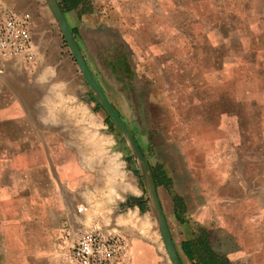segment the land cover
Wrapping results in <instances>:
<instances>
[{"label":"rangeland","instance_id":"rangeland-1","mask_svg":"<svg viewBox=\"0 0 264 264\" xmlns=\"http://www.w3.org/2000/svg\"><path fill=\"white\" fill-rule=\"evenodd\" d=\"M58 4L90 73L141 152L180 263L240 264L235 237L221 226L262 221L264 65L225 71L220 85L152 87L117 48L109 51L112 61L107 45L89 37L91 24L79 20L81 34L71 29ZM52 21L39 48L33 44L31 62L10 57L5 63L21 66L13 79L23 80L32 100L0 119V264H14L10 258L22 249L43 255L44 264H67L64 223L120 232L130 246L136 240L137 255L171 264L142 162L85 80L53 13ZM189 75L190 82L207 79L194 69ZM204 112L219 126L203 128Z\"/></svg>","mask_w":264,"mask_h":264},{"label":"crops","instance_id":"crops-1","mask_svg":"<svg viewBox=\"0 0 264 264\" xmlns=\"http://www.w3.org/2000/svg\"><path fill=\"white\" fill-rule=\"evenodd\" d=\"M7 12L28 18L36 48L38 38L42 40V33L54 25L46 0H0V17ZM66 18L78 34L82 32L79 20L91 24L89 37L100 41L102 48L107 45L112 61L116 56L109 51L117 48L118 54L131 58L140 80L152 87L187 88L215 85L214 81L220 85L225 71L264 65V0H82L66 11ZM5 67L6 73L0 75V119L14 116L16 104L32 100L23 80L13 79V71L21 66L7 63ZM192 69L207 76L202 78L206 82L198 83L199 78L190 82ZM206 114L203 128L215 129ZM260 218L261 223L253 226H221L235 237L237 263L264 264V212ZM130 248L129 264L158 263L153 256L136 254V240H131ZM10 259L14 264H44L45 260L28 249Z\"/></svg>","mask_w":264,"mask_h":264},{"label":"built area","instance_id":"built-area-1","mask_svg":"<svg viewBox=\"0 0 264 264\" xmlns=\"http://www.w3.org/2000/svg\"><path fill=\"white\" fill-rule=\"evenodd\" d=\"M10 57L34 59L29 20L25 15L7 12L0 17V75ZM63 260L67 264H129V239L120 232L100 227L73 229L62 224Z\"/></svg>","mask_w":264,"mask_h":264},{"label":"water","instance_id":"water-1","mask_svg":"<svg viewBox=\"0 0 264 264\" xmlns=\"http://www.w3.org/2000/svg\"><path fill=\"white\" fill-rule=\"evenodd\" d=\"M47 2H48V5H49L57 23H58L59 29L61 30L62 34L64 35L65 39L67 40V42H68V44H69V46L73 52L76 63L78 65L80 71L82 72L85 80L87 81L89 86L93 89V91L96 93L99 102L102 104L103 108L110 115V117L113 119L115 124L120 128L121 132L124 134V136L128 140L132 150L135 152V154L138 156L139 160L142 162L145 181H146L148 190L150 192L155 211L158 215L160 233H161L162 239L164 241L165 248H166L167 253H168V257L170 259L171 264H181L179 259H178L177 253L174 249V246L172 244L170 235L168 233L167 226H166L165 221H164L162 210H161L159 200H158V197H157V194L155 191L153 179H152V177L148 171L147 166L145 165V163L143 161L141 152H140L134 138L129 133V131L125 128V126L123 125V123L119 119L116 112L112 109V107L110 106V104L106 100L103 92L101 91L100 87L98 86V84L94 80L92 74L90 73L83 57L81 56V53L78 50V47L76 46V44L74 42L71 31L68 28V26L64 20V17H63V14H62V11H61V8H60L58 2L56 0H47ZM147 177H149V179H150V185L148 183Z\"/></svg>","mask_w":264,"mask_h":264},{"label":"trees","instance_id":"trees-1","mask_svg":"<svg viewBox=\"0 0 264 264\" xmlns=\"http://www.w3.org/2000/svg\"><path fill=\"white\" fill-rule=\"evenodd\" d=\"M82 0H64V2H66V6L62 5V7L64 8V10H68L70 8L76 7L78 3H80ZM182 250L184 251V253L186 254V256L188 257L189 260L193 259V254L192 251L189 248L188 243H183L182 244Z\"/></svg>","mask_w":264,"mask_h":264},{"label":"bare ground","instance_id":"bare-ground-1","mask_svg":"<svg viewBox=\"0 0 264 264\" xmlns=\"http://www.w3.org/2000/svg\"><path fill=\"white\" fill-rule=\"evenodd\" d=\"M45 75V74H44ZM45 85V84H44ZM57 85V84H56ZM59 86V85H58ZM46 87V86H45ZM59 89V88H58ZM44 94V93H43ZM44 96V95H43ZM47 97V96H46ZM52 99V98H51ZM45 104V103H44ZM47 104V103H46ZM60 120V119H59ZM104 159V158H103ZM147 179H148V183H149V185H150V179H149V177H147Z\"/></svg>","mask_w":264,"mask_h":264}]
</instances>
